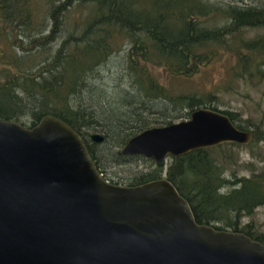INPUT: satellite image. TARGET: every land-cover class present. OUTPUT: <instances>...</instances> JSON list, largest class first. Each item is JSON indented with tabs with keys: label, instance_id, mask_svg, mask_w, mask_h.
Instances as JSON below:
<instances>
[{
	"label": "trees",
	"instance_id": "16d2710c",
	"mask_svg": "<svg viewBox=\"0 0 264 264\" xmlns=\"http://www.w3.org/2000/svg\"><path fill=\"white\" fill-rule=\"evenodd\" d=\"M66 19L71 20L68 29ZM263 27L264 0H0V40L6 41L0 46V119L21 125V119H29L23 126L31 127L44 115L60 118L79 134L102 176L119 184L105 177L103 157L94 149L110 139L115 163H151L126 185L164 174L188 202L196 223L242 232L264 244L248 223H238L264 205V167L230 181L225 170L233 156H210L213 149L240 144L226 142L167 157L165 168L162 162L119 152L138 131L186 118L200 107L220 111L238 129L250 130L252 139L243 146L264 143L257 123L248 129L237 123L236 112L213 104L216 92L234 91L240 82L264 88V33L248 35ZM16 39L23 43L14 44ZM220 55L224 75L214 91L199 96L171 87L188 82ZM112 60L123 70L119 79L108 71ZM102 72L114 79L106 82L107 89L100 88L103 82L95 87ZM96 131L103 137L100 143L86 138ZM226 184L231 188L221 192Z\"/></svg>",
	"mask_w": 264,
	"mask_h": 264
},
{
	"label": "water",
	"instance_id": "95a60500",
	"mask_svg": "<svg viewBox=\"0 0 264 264\" xmlns=\"http://www.w3.org/2000/svg\"><path fill=\"white\" fill-rule=\"evenodd\" d=\"M251 139L226 114L200 107L138 131L119 152L160 163ZM0 264H264V244L196 223L163 176L131 186L108 182L79 134L44 115L31 127L0 119Z\"/></svg>",
	"mask_w": 264,
	"mask_h": 264
},
{
	"label": "rangeland",
	"instance_id": "374dc122",
	"mask_svg": "<svg viewBox=\"0 0 264 264\" xmlns=\"http://www.w3.org/2000/svg\"><path fill=\"white\" fill-rule=\"evenodd\" d=\"M220 1V0H212ZM222 1V0H221ZM254 0H243L244 3H251ZM240 4V3H238ZM69 21L66 19L64 29H68ZM71 23V22H70ZM254 33H264L263 28H254L248 31V35ZM26 44V39H23ZM23 43L20 39H16L14 44ZM24 44V45H25ZM6 41L0 40V46H5ZM41 51V50H40ZM17 52L21 53L20 49L17 48ZM220 58V59H219ZM217 60L211 61L203 69H200L199 73L194 74L190 77L188 82L179 83L174 82L172 88L175 91H195V93L201 96L207 91H214L215 86L221 81V78L224 75V65L225 58L224 55H220ZM116 60H112L108 71L112 73L116 72L114 79H119L122 77L123 70L121 65L117 64ZM103 73V72H102ZM122 73V74H121ZM111 75L103 73L102 78L95 80V87L101 86L98 82H103L105 85L100 88L107 89L106 82L112 83L114 79ZM264 88L262 86H250L247 83L240 82L237 88L234 91L226 93H217L215 104L218 110H230L236 112L238 115L237 123L246 126L248 129H253V122L257 123V129L264 131ZM182 118L174 119L177 121ZM29 119H21L23 125H27ZM99 133L100 132H89ZM86 138L89 137L86 135ZM215 147V146H212ZM210 148V147H207ZM95 151L98 154H101L103 158L100 157L101 163L104 167L105 177H112L116 181H119V184L126 185L131 178L137 176L140 172L146 171L149 169L150 162L142 159H127L123 163H115L113 161L112 154V142L110 139H107L104 143L94 146ZM221 149V150H220ZM214 152H211L210 156L219 159V152H229L233 156V162L226 165L225 170V179L232 180L234 176L240 177L242 175H249L251 172H258L260 168L264 167V143L262 141H257L254 145L250 146H223L219 149H213ZM168 159L166 158L163 163V168L166 167ZM161 176L165 177L164 174ZM231 188L230 184H226L220 189V191H227ZM239 226L248 223L249 230L252 234L261 235L264 238V205H259L254 208L253 212L249 216H242L238 221ZM217 224V223H216Z\"/></svg>",
	"mask_w": 264,
	"mask_h": 264
}]
</instances>
